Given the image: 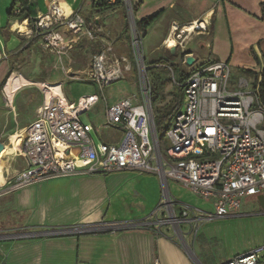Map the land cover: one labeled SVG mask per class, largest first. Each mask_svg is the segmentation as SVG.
Returning <instances> with one entry per match:
<instances>
[{"label":"built area","instance_id":"2783aa9c","mask_svg":"<svg viewBox=\"0 0 264 264\" xmlns=\"http://www.w3.org/2000/svg\"><path fill=\"white\" fill-rule=\"evenodd\" d=\"M109 1V5H113L116 0ZM33 2L18 0L12 16L25 14L28 35L24 36L38 39L42 49L56 56L57 62L62 64L66 51L76 43L75 38L85 34L83 17L78 12L66 14L57 3L50 5L45 13L32 15L28 9ZM130 28L138 70V95L106 106L103 124L94 127L83 123L80 117L100 102L98 94L70 101L62 90L64 83H60L57 84L60 95L47 99V88H39L43 106L26 128L19 144L25 168L0 190V196L51 179L132 171L157 175L164 184L174 183L212 203V213H203L189 206L180 207L179 214L172 220L178 229L186 224L196 227L200 223L237 214L244 199L264 193V105L258 99L257 84L255 86L253 78L245 77L230 81L228 63L211 62L192 71L182 85L180 109L168 127L165 135L168 146L162 154L144 76L146 69L135 29L132 25ZM205 30L202 22L182 27L172 24L168 39L173 41V46L168 44V39L165 46L181 48L192 34ZM65 34L73 39L68 41ZM87 37L91 38L89 32ZM103 45L102 50L92 57L91 71L84 80L97 87L100 93L110 84L122 80L131 69L126 59L114 57L111 44ZM182 66L186 67L185 60ZM107 129L123 132L118 144L94 142V134ZM170 205L173 209L174 203L170 201ZM166 224L165 220L159 221L155 228ZM135 226L151 228V224L144 222ZM124 227H75L63 234L112 231ZM58 233L61 232L44 235ZM262 250L264 247L251 250L224 264H259Z\"/></svg>","mask_w":264,"mask_h":264},{"label":"crops","instance_id":"0c3cea01","mask_svg":"<svg viewBox=\"0 0 264 264\" xmlns=\"http://www.w3.org/2000/svg\"><path fill=\"white\" fill-rule=\"evenodd\" d=\"M85 1L34 0L31 14L45 13L50 5L57 3L66 14L80 11L85 15L92 10L89 11L87 6L85 11ZM129 1L131 9L136 7L135 16L141 15L137 20L156 15L158 19L155 22L160 23L164 30L169 29L164 45L170 32L169 25L182 27L192 22L204 24L206 30L194 34V38L204 40V44L198 43L200 49L190 48L191 39L188 44L187 39L181 48L175 47L183 56V59H175L180 65L187 57H192L195 71L210 60L206 57V49L212 48L214 31L218 24L221 26L220 18L224 17L230 59L236 50L243 49L250 57L253 51L257 61H250V69L247 70L260 73L264 69V21L260 19L259 9L263 0ZM12 5L13 0H0V47L5 49L0 54L4 58L7 53V59L15 55L14 51L21 49L23 44L14 30H19L18 25L23 27L24 20L9 16ZM156 10L158 13H154ZM158 37L162 39V36ZM169 51L171 55L176 53L174 48ZM24 87L14 95L5 92L3 87L1 101L13 103ZM42 106L43 95L39 107L31 112L32 115ZM18 113L16 109L15 116H5L9 124H0L1 152L10 134L20 133L24 136L26 128L36 119V115L19 117ZM96 136L98 142L95 143L115 145L121 141L123 132L107 129ZM17 149L14 156L0 158V190L25 168L20 148ZM160 182L157 175L132 171L93 174L51 179L0 196V264H224L264 246V233L249 235L242 226V222L248 219L264 223V210L257 200L259 196L244 199L240 211L235 215L200 223L196 227L183 225L180 230L184 228V232L177 230L178 235L170 226L137 228L135 225L147 219L161 202ZM167 193L175 202L177 214L182 206L203 213L213 212L211 202L205 203L174 183H167ZM260 196L264 197V193ZM99 225L126 227L112 231L63 234L71 228ZM190 227L194 229L193 235L187 232ZM53 232L61 233L44 235Z\"/></svg>","mask_w":264,"mask_h":264},{"label":"rangeland","instance_id":"374dc122","mask_svg":"<svg viewBox=\"0 0 264 264\" xmlns=\"http://www.w3.org/2000/svg\"><path fill=\"white\" fill-rule=\"evenodd\" d=\"M125 1L127 5L123 0H116L113 5H109V0H102L101 2L86 0L83 5L86 7L85 11L87 10V6H89V11L92 9L90 13L84 15L78 11L84 20L85 34H80L75 38L76 43L72 44L70 49L66 51L62 64L57 62L56 56L45 52L40 43L32 44L31 37L24 36L18 29L14 30L15 35L20 37V41L23 44L21 43V49L15 50V55L9 59H7V53H5L4 58L0 54V124H9L6 123L5 120L7 118L5 116L9 118L12 115L15 116L16 109H18L19 117L20 115L30 117L32 115L31 112L35 107H39L42 99V94L38 87L28 86L22 89V93L14 98L12 104L4 103L3 100L1 101L2 89L12 74H18L32 84L40 83L57 86V84L64 82L62 90L70 101H77L81 96L98 94L100 102L80 117L83 123L91 124L94 127H97V124H103L106 106L120 99L138 95V70L134 59L130 26L132 23L135 24V20L141 15L137 14L135 16L131 9V2L129 0ZM153 2L157 3V0ZM150 4L148 6L152 7ZM156 12L158 13V10L154 11V13ZM12 17L15 18L14 16ZM220 19L221 26L219 24L216 26V30L214 31L215 37L211 44L212 48L206 49L208 54L210 52L211 55L206 54V57L208 56L212 61L228 63L231 68L230 81L232 82H236L241 77L251 78L242 74V71L250 69L248 67L250 66V61L253 60L252 57L243 49H239L235 51L232 59H230L231 50L225 28V18L222 17ZM15 26L17 25L15 24ZM169 27L171 26L169 25ZM133 29H135V38L140 47L143 67L146 69L144 76L150 94L154 117L157 111L166 108L172 99L179 95L178 90L181 75L185 73L186 77H188L192 74V71H188L190 70L188 67L180 65L175 60L178 57H183L179 49L172 47L176 50V53L175 55H171L169 48L164 45V40L167 38L169 29L164 30L165 28L157 22L145 28L144 31L138 32L135 26ZM88 32L91 38L87 37ZM158 36H162L163 40ZM65 37L68 41L73 39L70 35L65 34ZM191 40L193 41L190 45L191 49H200L198 43L204 41L194 38V35ZM104 43L111 44L114 57L118 60L126 59L130 63L131 69L129 73L124 75L122 80L110 84L100 93L97 87L85 83L84 80L91 71L92 57L100 52L104 47ZM2 51H5V49L0 47V53ZM161 56L163 58L160 59L159 57ZM71 77L76 78V80L69 79ZM35 115L36 113L32 116L34 117ZM93 139L95 142H98L95 134ZM167 146L168 142L165 136L160 137L159 149L162 154H164ZM160 183L161 202L147 219L139 221V223H149L151 224V228H155L157 222L165 220L167 221L165 226L172 227L177 233V230L180 229L176 228L172 221L174 216L177 215L176 209H174V206H176L175 202H173L172 209L170 205V201L172 202V200L167 193V184H164L162 181ZM204 202L210 204L209 201ZM260 222V220L248 219L242 222V226L249 235H260L264 233V223L261 224ZM233 227L235 229V226ZM183 229L180 231H183ZM193 231L192 227L187 229L189 234H192ZM181 236L183 235L181 234ZM179 241L180 243L182 242L181 240ZM259 262L264 264V250L259 254Z\"/></svg>","mask_w":264,"mask_h":264},{"label":"trees","instance_id":"16d2710c","mask_svg":"<svg viewBox=\"0 0 264 264\" xmlns=\"http://www.w3.org/2000/svg\"><path fill=\"white\" fill-rule=\"evenodd\" d=\"M17 1L18 0H13L12 8L9 11V16H12L13 8L17 4ZM96 1L101 2L102 0H96ZM32 7H33V4L28 9V12L30 14H31ZM259 9H260V19L262 21H264V0L259 4ZM132 11H133V13H135L136 7H132ZM16 19L17 20H27L25 14H21V15L17 16ZM157 19H158V16L155 15V16H152L150 18H146V19H142V20H135L136 30L138 32L144 31L145 28L151 26ZM15 24L16 23H13L14 26H15ZM31 43L37 44V43H39V40L36 38H33ZM251 57L253 58L254 61H257V58L254 55L253 51H251ZM182 59H183V57H182ZM211 62H212V60L210 59L205 64L211 63ZM213 62H217V61H213ZM189 69L190 70H188V69L187 70L188 71L194 70L193 66H192V68H189ZM242 74L246 75L247 77L253 78L255 86L257 84V88H258V99H259L260 103L264 105V69L260 73H253L252 71L243 70ZM185 79H186V74L184 73L181 75V78H180V87L178 90L179 95L176 98H173L172 101L169 103V105L166 108H164L163 110L157 111L156 115L154 116L155 131H156L158 141H159L160 137H164L166 135L167 129L170 126L172 118L174 117L175 113L179 110L181 100H182V94H183L182 85H183ZM164 86H165V83H164ZM151 108H152V105H151ZM151 229H153V228H151Z\"/></svg>","mask_w":264,"mask_h":264},{"label":"bare ground","instance_id":"6f19581e","mask_svg":"<svg viewBox=\"0 0 264 264\" xmlns=\"http://www.w3.org/2000/svg\"><path fill=\"white\" fill-rule=\"evenodd\" d=\"M16 18V17H15ZM26 21L27 20H24V22L22 23L24 26L21 27L18 25V28L20 30V33L26 35L27 34V31H26ZM190 31L192 29H189ZM194 34H192L187 42L192 38ZM168 44L170 46H173V41L172 40H169L168 41ZM24 86H33V87H38V88H47L45 90V94H46V97L47 99L48 98H51L53 96H59L61 91H60V87L59 86H49V85H46V84H32L31 82L23 79L20 75L18 74H12L6 84L4 85V91L9 93V94H15V92L24 87ZM22 140V135L20 133H13V134H10L7 138V144H5V149L3 152L0 153V158L2 156H14L15 155V152H16V149L19 147V144ZM1 169V168H0ZM2 183V180L0 178V184Z\"/></svg>","mask_w":264,"mask_h":264},{"label":"water","instance_id":"95a60500","mask_svg":"<svg viewBox=\"0 0 264 264\" xmlns=\"http://www.w3.org/2000/svg\"><path fill=\"white\" fill-rule=\"evenodd\" d=\"M134 26H135L134 23H132V27H134ZM193 63H194V59L192 57H187L186 58V60H185L186 67H188V68L192 67ZM2 150H3V145L0 142V153H1ZM257 200L260 203V205L262 207V210H264V197L263 196H259V197H257Z\"/></svg>","mask_w":264,"mask_h":264}]
</instances>
